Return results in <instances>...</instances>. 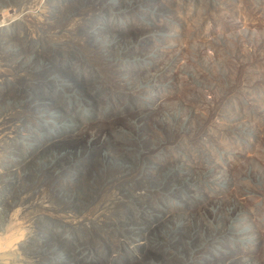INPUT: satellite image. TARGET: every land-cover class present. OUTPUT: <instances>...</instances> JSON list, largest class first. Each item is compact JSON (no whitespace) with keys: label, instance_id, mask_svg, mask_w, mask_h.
<instances>
[{"label":"rangeland","instance_id":"rangeland-1","mask_svg":"<svg viewBox=\"0 0 264 264\" xmlns=\"http://www.w3.org/2000/svg\"><path fill=\"white\" fill-rule=\"evenodd\" d=\"M0 264H264V0H0Z\"/></svg>","mask_w":264,"mask_h":264},{"label":"trees","instance_id":"trees-1","mask_svg":"<svg viewBox=\"0 0 264 264\" xmlns=\"http://www.w3.org/2000/svg\"><path fill=\"white\" fill-rule=\"evenodd\" d=\"M22 94V93H21Z\"/></svg>","mask_w":264,"mask_h":264}]
</instances>
